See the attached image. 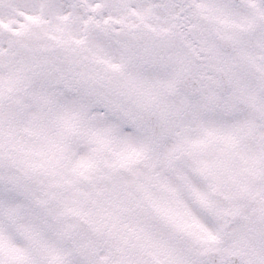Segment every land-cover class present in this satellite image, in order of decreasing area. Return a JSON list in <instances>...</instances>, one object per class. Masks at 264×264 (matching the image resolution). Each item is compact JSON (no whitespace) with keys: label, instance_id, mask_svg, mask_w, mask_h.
Listing matches in <instances>:
<instances>
[{"label":"snow or ice","instance_id":"6c2138e0","mask_svg":"<svg viewBox=\"0 0 264 264\" xmlns=\"http://www.w3.org/2000/svg\"><path fill=\"white\" fill-rule=\"evenodd\" d=\"M0 264H264V0H0Z\"/></svg>","mask_w":264,"mask_h":264}]
</instances>
